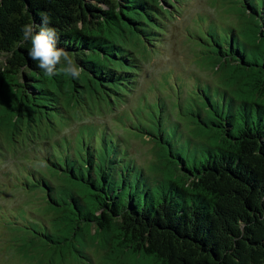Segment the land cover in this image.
I'll return each mask as SVG.
<instances>
[{
	"label": "trees",
	"instance_id": "trees-1",
	"mask_svg": "<svg viewBox=\"0 0 264 264\" xmlns=\"http://www.w3.org/2000/svg\"><path fill=\"white\" fill-rule=\"evenodd\" d=\"M177 1L0 0V133L57 124L77 97L114 105L131 94ZM221 1L241 24L198 38L216 83L198 85L178 120L154 107L151 130L139 128L155 139L149 167L104 133L65 165L48 160L57 184L27 181L47 199L39 219L9 222L27 264H264V0ZM41 14L78 78L45 77L20 43Z\"/></svg>",
	"mask_w": 264,
	"mask_h": 264
},
{
	"label": "rangeland",
	"instance_id": "rangeland-1",
	"mask_svg": "<svg viewBox=\"0 0 264 264\" xmlns=\"http://www.w3.org/2000/svg\"><path fill=\"white\" fill-rule=\"evenodd\" d=\"M218 2L222 4L221 0H178L177 9L170 8L172 14L165 21L166 35L156 47H150L154 52L147 55L134 91L124 98H115L114 105L97 98L90 102L77 97L74 108L66 107L63 116L54 115L55 130L45 120L37 127L27 126L11 138L0 133V264H27L18 254L9 222H30L39 219L33 212H44V193L32 194L25 187L27 177L38 181L44 176L51 183H58L51 176L54 170L48 160L64 163L70 156L79 157L84 146L100 147L106 133L138 165L149 167L154 160L155 139L140 133L139 128L151 130L153 109L158 103L167 105L175 120L176 108L184 110L191 96H200L198 85L216 83L214 74L200 63L198 55L206 46L198 38L206 37L211 26L225 36L241 24L232 22L230 12ZM145 51L140 56L148 53ZM5 60L0 56L1 63ZM156 112L159 113L158 108ZM32 179L28 182L34 185Z\"/></svg>",
	"mask_w": 264,
	"mask_h": 264
},
{
	"label": "clouds",
	"instance_id": "clouds-1",
	"mask_svg": "<svg viewBox=\"0 0 264 264\" xmlns=\"http://www.w3.org/2000/svg\"><path fill=\"white\" fill-rule=\"evenodd\" d=\"M21 31L23 35L20 43L30 42L31 48L28 55L32 60L38 61L37 66L45 77L61 74L70 75L74 79L79 77L82 69H78L70 55L63 48L57 46L59 36L56 29L49 26L47 14H41L40 25H36L34 22L25 24L22 26ZM62 58L63 64H61ZM142 61L143 67L146 61L143 58ZM58 65H60L59 68ZM29 178L32 177H27L26 181Z\"/></svg>",
	"mask_w": 264,
	"mask_h": 264
}]
</instances>
